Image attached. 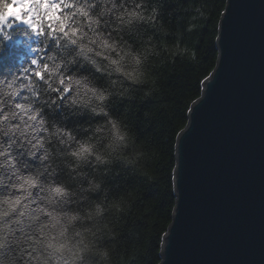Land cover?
I'll return each instance as SVG.
<instances>
[{"label": "clouds", "instance_id": "9594fccd", "mask_svg": "<svg viewBox=\"0 0 264 264\" xmlns=\"http://www.w3.org/2000/svg\"><path fill=\"white\" fill-rule=\"evenodd\" d=\"M161 0H19L0 4V264H123L119 248L151 149L130 109L159 93Z\"/></svg>", "mask_w": 264, "mask_h": 264}, {"label": "water", "instance_id": "95a60500", "mask_svg": "<svg viewBox=\"0 0 264 264\" xmlns=\"http://www.w3.org/2000/svg\"><path fill=\"white\" fill-rule=\"evenodd\" d=\"M216 49L177 137L160 264H264V0H227Z\"/></svg>", "mask_w": 264, "mask_h": 264}, {"label": "trees", "instance_id": "16d2710c", "mask_svg": "<svg viewBox=\"0 0 264 264\" xmlns=\"http://www.w3.org/2000/svg\"><path fill=\"white\" fill-rule=\"evenodd\" d=\"M8 11L19 5L5 0ZM227 0H161V18L168 28L161 42L166 48H184L196 59L172 57L156 68L159 93L130 109L139 134L151 149L153 180L137 186L131 200L134 211L127 220L119 248L123 264H160L164 235L172 223L176 197L174 171L176 141L188 122L193 102L202 95L203 82L213 72L216 40ZM17 23L15 18H7ZM30 55L22 40L13 39L0 51V65L23 61Z\"/></svg>", "mask_w": 264, "mask_h": 264}, {"label": "rangeland", "instance_id": "374dc122", "mask_svg": "<svg viewBox=\"0 0 264 264\" xmlns=\"http://www.w3.org/2000/svg\"><path fill=\"white\" fill-rule=\"evenodd\" d=\"M20 11H21V9H20L19 5H17L16 7L10 8L8 11V18H15V13L20 12Z\"/></svg>", "mask_w": 264, "mask_h": 264}, {"label": "snow or ice", "instance_id": "6c2138e0", "mask_svg": "<svg viewBox=\"0 0 264 264\" xmlns=\"http://www.w3.org/2000/svg\"><path fill=\"white\" fill-rule=\"evenodd\" d=\"M15 2H17V0H15ZM18 2H19V0H18ZM0 4H3L4 5V7H8V3L7 2H5V0H0Z\"/></svg>", "mask_w": 264, "mask_h": 264}]
</instances>
